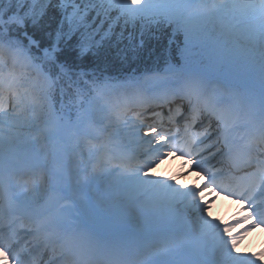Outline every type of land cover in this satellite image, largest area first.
<instances>
[{"label": "snow or ice", "instance_id": "6c2138e0", "mask_svg": "<svg viewBox=\"0 0 264 264\" xmlns=\"http://www.w3.org/2000/svg\"><path fill=\"white\" fill-rule=\"evenodd\" d=\"M161 30L182 37L177 65L126 87L145 104L175 105L169 126L162 112L154 123L137 115L129 124L104 87L92 81L85 91L88 73L76 61L112 47L121 59L136 57ZM226 60H241L246 73L221 78ZM204 120L208 126L194 131ZM240 128L250 133L242 144L234 135ZM122 137L137 148L125 151ZM69 140L83 142L94 171L111 178L94 205L82 208L59 183L40 197L35 178L16 176L23 164L43 167L36 146ZM24 143L31 152L20 151ZM240 151L243 176L230 163ZM178 154L188 171L199 170L191 184L151 171ZM217 156L219 167L211 163ZM221 194L240 199L245 214L212 216ZM59 200L69 202L53 210ZM18 222L59 249L65 264H260L264 252L236 249L264 225V0H0V260L11 255L12 264L25 262Z\"/></svg>", "mask_w": 264, "mask_h": 264}, {"label": "rangeland", "instance_id": "374dc122", "mask_svg": "<svg viewBox=\"0 0 264 264\" xmlns=\"http://www.w3.org/2000/svg\"><path fill=\"white\" fill-rule=\"evenodd\" d=\"M182 41V40H181ZM169 68L170 66L167 65ZM167 70V69H166ZM166 70H161L157 73L159 76H164ZM246 68L241 60H237L235 62L225 61L223 68L219 69L217 74L221 76V78H235L237 76H243L245 74ZM145 75H152L150 72L145 73ZM142 76V77H143ZM140 77V78H142ZM88 81V85L85 86V91H88L89 86H91L92 81H96L97 84L104 87L107 90V93L110 94L107 99L109 101H116L120 96L122 90L126 87L127 82L133 80V77L130 76H102L96 77L95 79L89 78L86 76L84 78ZM27 85V81H25ZM118 83H123V88L118 86ZM121 85V84H120ZM59 107V105H57ZM74 112L75 109L73 108ZM71 145V147H70ZM82 145V143H81ZM33 145L24 143L20 146V151L22 153L31 152ZM36 147H40V157L44 160L45 163V177H43L42 182L37 180V195L40 197H46L48 195L49 187H53L54 184L59 183L60 186H64L67 190L65 194L71 197L72 201L76 202L82 208L83 206H91L94 205L100 198H102L109 186L107 183L103 182V176L101 174H95L94 172L87 173L86 172V164L85 161V148L82 146L80 148H75V144L72 141H66L60 146L53 148V144L51 141L47 143V146L38 145ZM74 153V154H73ZM77 154V155H76ZM76 155V157H74ZM77 160L82 164L80 167L78 166ZM80 168V171L78 169ZM59 173L62 177L61 180L57 181L55 173ZM153 172V171H152ZM31 173V172H29ZM156 174V173H155ZM101 175V177H99ZM157 175V174H156ZM105 180V177H104ZM108 182L111 184V179H108ZM91 183L97 184L99 187L95 192L91 191ZM91 191V192H90ZM43 201L41 199L40 203ZM64 202H69L64 200ZM215 207L210 212H218V204L215 202L213 204ZM220 213V212H219ZM212 215V214H211ZM214 216V215H212ZM12 260V259H11Z\"/></svg>", "mask_w": 264, "mask_h": 264}, {"label": "trees", "instance_id": "16d2710c", "mask_svg": "<svg viewBox=\"0 0 264 264\" xmlns=\"http://www.w3.org/2000/svg\"><path fill=\"white\" fill-rule=\"evenodd\" d=\"M119 31L120 27L118 26L117 32ZM129 31H131V27H129ZM157 35L159 38L150 41L148 47L136 57L129 55L128 59H121L116 55L117 49L112 47L107 54L102 52L98 57L90 56L83 61H76V63L79 68L91 69L97 73H109L126 70L131 66L139 68L152 66L158 60L165 61L169 55L179 59V46H181L182 37H173L171 30H161ZM170 41L173 42L170 43ZM120 47H124V45L121 44Z\"/></svg>", "mask_w": 264, "mask_h": 264}, {"label": "bare ground", "instance_id": "6f19581e", "mask_svg": "<svg viewBox=\"0 0 264 264\" xmlns=\"http://www.w3.org/2000/svg\"><path fill=\"white\" fill-rule=\"evenodd\" d=\"M105 92L107 94V90H105ZM106 97H107V95H106ZM75 148L77 149L79 147L75 146ZM74 157H76V155ZM152 170L154 171V173L156 171V174H159L157 176L163 175V176L174 177L178 184H191L196 179V176H197V171L196 172H189L188 166L183 163V159L179 156H176L174 158L168 157V158L164 159L159 164H157L155 167H153ZM183 172H188V175L187 176L183 175L182 174ZM192 173L194 174L193 176H192ZM104 181L107 183V186H109L108 185L109 184L108 179L105 178ZM199 181L200 180H197L196 182L199 183ZM98 187L99 186L97 184L91 183V191L95 192ZM223 198H224V196L219 195V196H217V199L214 201V203L217 202V204H218V208H217L218 212H214V213L212 212L211 213L212 215H214V217L218 216L221 220L225 218V219H227V221H230L231 219H234L237 214H240V215L245 214V213L240 211L243 208V207H241L240 204H238V207L236 205H233V204H227L226 203L227 201H225V199H223ZM57 202L58 201L52 203V208H53V205ZM44 203H45V200L43 202H41L42 205ZM213 204L209 210L210 212L215 207ZM236 226L238 228H240L243 226V224H238V225L236 224V225L231 226L232 231H231V229H230V231L232 233L238 232L237 231L238 229ZM255 232L256 231H254V232L249 231V232L245 233L244 238L237 245V249H236L237 252H239V253L255 252L258 254L261 252H264V237L263 238H261V236L258 237V234H255ZM263 233H264V231H263ZM257 259L260 262V264H264V255H258ZM8 263H9V260H8ZM0 264H7V262L2 260V261H0Z\"/></svg>", "mask_w": 264, "mask_h": 264}]
</instances>
